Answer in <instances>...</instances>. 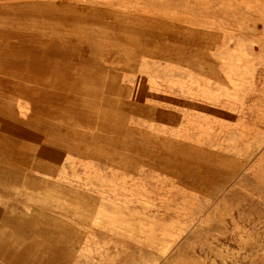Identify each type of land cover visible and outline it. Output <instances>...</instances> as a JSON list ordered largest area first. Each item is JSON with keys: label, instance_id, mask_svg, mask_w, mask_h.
<instances>
[{"label": "rangeland", "instance_id": "374dc122", "mask_svg": "<svg viewBox=\"0 0 264 264\" xmlns=\"http://www.w3.org/2000/svg\"><path fill=\"white\" fill-rule=\"evenodd\" d=\"M26 1L0 0V264H264V0H50L31 34Z\"/></svg>", "mask_w": 264, "mask_h": 264}, {"label": "crops", "instance_id": "0c3cea01", "mask_svg": "<svg viewBox=\"0 0 264 264\" xmlns=\"http://www.w3.org/2000/svg\"><path fill=\"white\" fill-rule=\"evenodd\" d=\"M25 5V9H21L20 13L25 12L26 14V25L25 29L27 33L31 34L37 31L39 28L44 30L49 26L43 21L39 22L36 15L38 13H42L43 15L46 14L49 17V4L50 0H42V4L39 5L35 2V0H27ZM18 7V6H17ZM17 12V8L14 10ZM48 22V20H46ZM235 45V44H234Z\"/></svg>", "mask_w": 264, "mask_h": 264}, {"label": "bare ground", "instance_id": "6f19581e", "mask_svg": "<svg viewBox=\"0 0 264 264\" xmlns=\"http://www.w3.org/2000/svg\"><path fill=\"white\" fill-rule=\"evenodd\" d=\"M64 1V0H63ZM58 3V2H57ZM63 4H66V3H63ZM60 5H61V3H60ZM26 104H28V103H26ZM157 256H159V255H157ZM187 258V257H186ZM185 260V259H184ZM187 260V259H186ZM180 261V260H179ZM183 261V260H182ZM190 262V261H189ZM216 263V262H215ZM215 263H213V264H215ZM177 264H181V263H177ZM187 264H190V263H187ZM196 264V263H195ZM198 264H200V263H198Z\"/></svg>", "mask_w": 264, "mask_h": 264}]
</instances>
